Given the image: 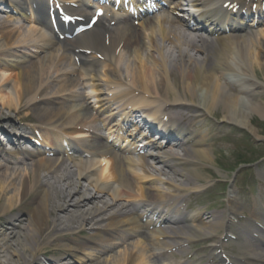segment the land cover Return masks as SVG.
<instances>
[{
	"label": "bare ground",
	"instance_id": "bare-ground-1",
	"mask_svg": "<svg viewBox=\"0 0 264 264\" xmlns=\"http://www.w3.org/2000/svg\"><path fill=\"white\" fill-rule=\"evenodd\" d=\"M89 1L56 0V3L72 18L87 19ZM242 1H246L243 7L237 0H178L184 7L175 5L170 16L139 21L135 27L129 19L115 17L110 20L115 23L111 28L93 27L72 41H58L46 21L48 11L52 10L50 0H0V53H4L2 48L18 50L28 46L33 50V58L42 55L38 61L27 59L10 65L0 62V130L5 118L3 110L17 115L33 113L36 122L32 121L35 124L29 128L33 131L32 141L42 147H36V159L30 163V171L19 178L16 191L12 178L0 179V216L11 213L17 202L20 206H31L21 233L0 230L2 256L9 254L4 264H12V257L22 260L20 264H42L36 258L38 251L56 242L95 249L90 259L104 252L116 254L119 245L133 238L138 239L121 257H107L98 264H150L144 237L148 235L128 216L142 208L152 214L158 207L144 202L168 199L167 191L180 189L175 177L194 185L202 179L200 169L211 162L212 152L206 133L191 128L198 127L215 107H221L223 121L246 127L243 105L221 83L224 73H238L237 68L241 71L238 63L256 70L264 62V2ZM179 9L187 13V22L182 16V20L177 17ZM10 15L25 23L26 28L10 26ZM255 27L258 31H250ZM143 47L156 55L149 56L151 65L141 55ZM130 59L134 65L128 66ZM123 66L125 77L121 76ZM176 71L182 75L183 99L169 98L173 109L192 114L190 125L178 110H171L167 117L157 98L162 93L164 77L169 90L173 88L168 78L174 77ZM244 75L247 86L242 94L251 103L257 96L256 83L252 76ZM76 78L88 92L87 99L94 102L92 117L83 103L86 97L72 94ZM49 93L51 96L69 93V97L37 100ZM202 94L206 98L204 103L199 99ZM69 103L75 105L68 108ZM111 106L117 109V114H108ZM255 108L264 120V109ZM112 115L119 116L125 128L129 124L136 126L133 131L141 138L140 143L145 144V154L120 155L87 132L85 121L93 118L91 122L113 126L117 138L138 143L132 130L125 136L119 133L120 122L117 127L112 125ZM145 132L154 133L158 140L148 139ZM28 150L32 149L27 147ZM70 152L78 158L71 157ZM121 152L132 151L126 148ZM0 157L5 162H0V170H8L6 163L15 162L1 152ZM125 167L139 169L144 175L134 182ZM148 179L154 184L146 187ZM182 199V196L170 199L168 205L174 214L168 211L145 223V227L164 225L151 233L166 240L162 241V247L178 249L184 240L216 237L214 245L218 246L219 255L231 244L236 247L235 263L264 264V206L256 207L244 223L232 230L230 216L240 214L234 203L229 202L227 215H213L204 222L198 214H179ZM140 217L142 220L144 214ZM12 220L18 223L21 218ZM105 222V228H99ZM86 226L92 231L83 243L68 237L69 233H83ZM114 235L120 239L117 241ZM257 236H262L263 241ZM56 247L61 252L50 264H60L69 246L57 243ZM26 255L32 256V260L26 262ZM219 263L227 264L223 259Z\"/></svg>",
	"mask_w": 264,
	"mask_h": 264
},
{
	"label": "rangeland",
	"instance_id": "rangeland-1",
	"mask_svg": "<svg viewBox=\"0 0 264 264\" xmlns=\"http://www.w3.org/2000/svg\"><path fill=\"white\" fill-rule=\"evenodd\" d=\"M170 6L171 5H168L166 9L159 11L155 15L144 18V21L148 19L153 21L154 19L162 18L164 16H170ZM137 23L138 22H133L132 24L134 25L132 26L135 27ZM9 24L10 26L18 29H25L27 26L25 23L19 21L15 17H12L11 15ZM259 28L261 27L259 26ZM250 31L256 32L258 31V28L255 27ZM204 37L207 39V36ZM1 50L4 53H0V62L9 65L27 59H30L31 61H38L42 57V55H38V58H33V50L28 46L18 50H5L4 48ZM151 54L156 56L152 51H147L143 47L141 55L148 65H151L149 59ZM191 54L193 53L191 52ZM130 61L131 62L129 64L126 63V65H134L133 59H130ZM238 64L241 69L240 71L239 68H237V72L239 74L234 72L224 73L221 83L225 84L228 90L237 96L240 103L243 105V111L246 115V119L244 120L246 127H237L233 123L223 121L221 117V107H215L213 110L214 112L201 120L200 124L197 125L198 127L195 126L191 128L192 130L200 128L206 133L207 145L212 152L211 162L209 164H204L200 169L202 179L195 182L197 185H194L192 181L188 183L185 182V179L175 177V184L178 187L180 186V189L177 191L171 189V192L167 191L168 197L166 198L168 199L164 198L159 200L155 198V200H147L144 202V204H147L148 206L153 207L154 205L158 207V209L154 210L152 214L147 215V212L144 211L145 208H142L138 212H134L128 216L129 218H134L137 224L141 225H139V227H142L141 231L145 234L147 233L148 235L144 237L146 242L145 245L147 246L149 253L148 257L151 259L149 262L150 264H217L218 260L215 257V249H213L215 246L214 241L216 240V237L209 239H195L189 242H185L184 240L182 243L183 245H181V247L178 249L176 247L167 248L161 246L162 241L166 240L161 239L162 237H156V234H154L160 228L164 227V225H150L149 227H145V223L151 218L155 219L162 213L170 211L168 203L169 201L172 202L171 200L174 198L178 196L183 197V199L180 201L181 203L179 204L180 208L178 207L179 212L182 215L194 216L198 214L204 222H206L213 215H227L226 211L228 209L229 202L234 203L239 208L240 214L236 215L235 217L230 216L232 218L230 219L232 222L230 228L232 230H235L239 224L245 222V220L249 218L256 207L264 205V120L260 119L259 113H257L259 110L255 108L259 106L261 110L264 109V62L262 67L260 69L256 68V70L254 68H248L247 66H244V64ZM125 69L126 66H123L121 71L122 77L126 76ZM244 74L252 76V81L256 83L257 96L252 100L250 99L252 104L248 103L247 100L249 98L242 94V91L247 86L245 83L247 78ZM168 79L172 83V91L169 90L170 88H168V80L166 77H164L162 93L157 97L162 107L165 109L164 114L169 115L171 110H178L185 119V123L190 125L193 120L192 114L187 110H180L177 107L176 109H173L175 107L172 106V98H169L170 96H178V98L183 99L184 85L182 82V75L176 71L175 76ZM75 80L77 81L76 87H74L72 94L80 96L83 95L84 97H87L88 93L84 88H82V82L77 78ZM123 82L126 85H130L126 80ZM68 94H63L62 96H51L52 94L49 93L38 98L37 100L56 99L55 97H58L59 100H63L69 97ZM199 99H201V103L206 102V98L203 94L199 96ZM83 103L88 106L92 117L94 114L91 109L93 106L92 100L86 98V100L84 99ZM74 105V103H69L67 106L70 108ZM112 109H115V107H112L110 111ZM113 113L112 111L110 112V114ZM2 114L6 119L2 118L4 123L1 126L2 130H0V152L2 153V156L6 155L8 158L17 162L15 163L10 161L6 163L8 170H0V179L12 178V180L15 182L14 190L16 191L19 178L24 175V172L27 170L30 171L29 165L36 159L35 153H37V149L34 147L32 148L31 146V144H33V131L29 129L35 124L34 122H36V115L33 113L31 115L28 113V116L26 115L27 113L17 115L16 113H9L6 110H3ZM92 120L94 119L90 118L85 121L86 126L88 127L86 129L92 134H95L98 130L96 135L100 136L99 142H102L103 145H106L105 139H103L99 134L100 122H91ZM9 137H11L10 139L12 141L9 140ZM27 147L32 149L28 150L32 153L27 152ZM40 149H42V147ZM174 151L180 153L178 149H174ZM126 156L137 157L141 156V153H131ZM22 157L25 159L24 161L20 162ZM0 162L5 164L1 157ZM125 168L128 177L134 182L138 181V179L144 175V173L139 169L136 170L132 167L129 169L127 167ZM160 178L165 180V177ZM153 184V180L148 179V182L145 183L144 186L148 187L152 186ZM107 199L108 198L106 197L105 200ZM30 207L31 206H20V204L17 202L11 213H9L6 217L0 216V230L3 229L9 231L8 233L14 230L21 233V227L25 225V218L28 215L27 212ZM173 211L172 214L174 213ZM141 214H146L147 217H144L142 220H140ZM19 217L21 218V221L14 223L12 219H17ZM10 222H12V224H10ZM105 224L106 222L100 224L99 228L104 229ZM84 229L85 231L83 233L79 235L69 233L68 237L77 239L83 243L85 238L89 236V232L92 231L89 226H86ZM153 231L155 232L151 234ZM114 236H116L117 241L120 239L117 237V235ZM137 239L138 238L129 239L128 241L119 245L116 254H114V252H104L91 259L89 257H92L96 252L93 246L91 248L94 250L91 251L84 250L85 248L83 247L76 248V246L70 242H56L54 244L47 245L44 249H42L43 251H38L36 258L40 260L42 264H50V261L57 258L61 252V250L58 251V247H56V244L60 243L67 244L69 246L66 250V254H64L60 259V264H79V260H83L82 264H98L103 262L107 257H109V259L114 255L121 257L126 249L130 250L132 248L133 243L136 242ZM224 249L227 252L226 255L229 257V259L231 258L234 262L236 247L230 244L225 246ZM2 251L3 249H0V264H4L7 258H9L8 253H5V255L2 256ZM12 260V264H20L22 262V260L17 261V259L14 257H12ZM24 260L28 262L32 260V256L26 255L24 256Z\"/></svg>",
	"mask_w": 264,
	"mask_h": 264
}]
</instances>
